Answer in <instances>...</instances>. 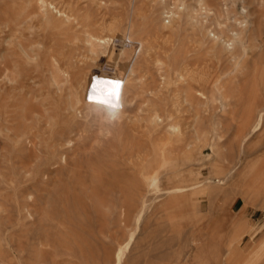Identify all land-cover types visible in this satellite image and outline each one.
Returning <instances> with one entry per match:
<instances>
[{
	"label": "rangeland",
	"instance_id": "374dc122",
	"mask_svg": "<svg viewBox=\"0 0 264 264\" xmlns=\"http://www.w3.org/2000/svg\"><path fill=\"white\" fill-rule=\"evenodd\" d=\"M0 124V264H264V0H0Z\"/></svg>",
	"mask_w": 264,
	"mask_h": 264
},
{
	"label": "bare ground",
	"instance_id": "6f19581e",
	"mask_svg": "<svg viewBox=\"0 0 264 264\" xmlns=\"http://www.w3.org/2000/svg\"><path fill=\"white\" fill-rule=\"evenodd\" d=\"M178 16H179V13H178ZM178 16H177V18H178ZM93 37H95V36L93 35ZM102 38L103 37H101V38L100 37H97V38L95 37L93 39H94L95 42L98 41V43H100ZM88 40H89V38H88ZM94 41H92V42H94ZM103 41H104V39H102V42ZM57 52H59V51H57ZM55 55H57V54H55ZM68 55H69V53H68ZM86 63H87V56L83 55V54L72 55L70 57H67L63 63H60V62L58 64L56 63L57 64V66H56L57 73L54 76V80L53 81L57 85V88H58L57 91L59 92V95L62 94L63 92L66 93L68 91L69 92L70 101H72V102L74 100H76V101L80 102L82 106L94 107L97 110L105 109V110L110 111V112L115 111L116 109H118L121 106V103H122L123 93H124V89H125V83H126V79H128V78H126V76H127L126 72L133 71V66H130L129 63L123 62V63L115 64L112 68L108 67V69H97L98 67H96V69H94V70L92 69V71H90V72H84L83 73V69L85 68ZM51 71H52V69H51ZM26 77H29V75L26 76ZM39 78H40V73H39ZM20 80L23 81V79H20ZM29 80H30V78H29ZM35 81H36V79H35ZM132 83H133V81H132ZM33 84L37 85L36 82L33 83ZM40 84H43V83H40ZM38 89H36V90L38 91ZM36 93H39V91L36 92ZM33 94H35V93H33ZM87 97H90V100H88ZM40 100H41V98H40ZM55 102L56 101H54V104H55ZM64 105H66V104H64ZM67 106H69V105H67ZM57 108H58V106H57ZM69 108L71 109L72 107H69ZM4 111H6V109ZM42 116H43V114H42ZM48 120L46 119V121H48ZM1 123L3 124V122H1ZM29 123H31V122H29ZM57 126H59V124ZM27 127H28V125H27ZM59 128H60V126H59ZM61 131L62 130H60V132ZM47 137H49V136H47ZM31 138H33V137H31ZM152 181L154 183L156 181V179H153Z\"/></svg>",
	"mask_w": 264,
	"mask_h": 264
},
{
	"label": "built area",
	"instance_id": "2783aa9c",
	"mask_svg": "<svg viewBox=\"0 0 264 264\" xmlns=\"http://www.w3.org/2000/svg\"><path fill=\"white\" fill-rule=\"evenodd\" d=\"M88 100H90V98H88Z\"/></svg>",
	"mask_w": 264,
	"mask_h": 264
},
{
	"label": "clouds",
	"instance_id": "9594fccd",
	"mask_svg": "<svg viewBox=\"0 0 264 264\" xmlns=\"http://www.w3.org/2000/svg\"><path fill=\"white\" fill-rule=\"evenodd\" d=\"M88 98H90V97H88Z\"/></svg>",
	"mask_w": 264,
	"mask_h": 264
}]
</instances>
